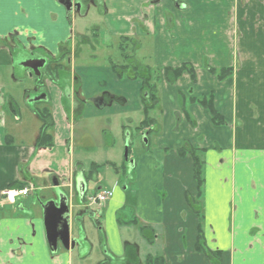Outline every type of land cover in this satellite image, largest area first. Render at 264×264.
<instances>
[{"label": "crops", "instance_id": "crops-1", "mask_svg": "<svg viewBox=\"0 0 264 264\" xmlns=\"http://www.w3.org/2000/svg\"><path fill=\"white\" fill-rule=\"evenodd\" d=\"M86 1L99 8L91 32L87 26L78 29L76 14L70 19L58 0H0V264H83L96 246L103 250L97 264H264V0ZM92 36L108 48L116 45L118 59L78 54L79 41L87 46ZM122 46L130 57L122 56ZM33 49L54 58L66 53L61 62L67 59L81 82L75 94L72 79L66 89L46 79L51 147L36 146L42 121L36 127L24 123L17 96L6 87L14 77L15 54ZM128 60L161 70L152 116L155 147L135 161L132 219L122 217L128 196L118 183L98 187L113 194L100 207L106 222L94 240L85 223L93 212L80 199L76 181H87L92 163H101L80 159L76 148H106L105 117L143 112L142 82L120 79L112 70L115 62ZM183 63L195 68L196 80L184 72L176 83L167 82L162 70ZM209 68L233 73L220 79ZM106 90L120 102L98 100ZM204 96L213 98L223 124L194 102ZM78 101L95 134L85 127L77 137ZM184 144L203 153L200 213L186 199L187 193L196 194L197 182L192 157L178 153ZM28 183L37 190L15 203L3 199L4 189ZM55 192L69 195L71 236L81 238L80 248L59 246L56 253L49 248L40 202ZM75 197L82 205L73 203ZM200 229L207 252L197 249Z\"/></svg>", "mask_w": 264, "mask_h": 264}, {"label": "rangeland", "instance_id": "rangeland-1", "mask_svg": "<svg viewBox=\"0 0 264 264\" xmlns=\"http://www.w3.org/2000/svg\"><path fill=\"white\" fill-rule=\"evenodd\" d=\"M99 8L96 4H92L89 9L87 8V14L82 17V15H76V27L78 29L87 26L88 30H90V26L94 24V21L98 19ZM84 15V14H83ZM97 16V17H96ZM93 29V27L91 28ZM91 32V30H90ZM89 45L84 46V43L79 41L78 44V54L82 51V57H90V55H94L96 53V59L98 61H102L104 57L111 56L114 60L118 59L119 51L117 46H110L108 48L105 45H102V40L96 36H92ZM113 41V40H112ZM112 43V42H111ZM41 49H36L37 54H41ZM134 55V53L132 52ZM16 65L14 72L12 74L14 77L12 80H9L7 84V90H10L14 94H16L19 104L22 108V112L24 115V123L28 126L36 127L41 123V120H38L37 117H34L32 113V108H43L48 105L45 101H35V102H27L26 98L29 94L31 97L36 96V92L34 88L36 87L37 81L35 76H30L26 69L22 66L23 58L29 56V53L23 51L21 55L15 54ZM65 65L68 67L66 71L61 70V81L62 85H67L70 81L68 79L65 80V77L70 75V64L68 60L64 61ZM82 60L77 58V65L81 64ZM97 70L91 69L90 72L94 73ZM135 70L129 68L124 72V77H133ZM144 73L143 71L141 72ZM141 75L137 78H139ZM105 78L103 77V80ZM103 86V81L100 82ZM60 84V85H61ZM155 109H151L149 115L154 116ZM144 118V113L139 112H130L126 113H112L105 117L104 123L110 126L109 128V137L110 140L108 144H106V148H100V144H90L91 147L85 148L83 146H78L76 148V156L80 159L85 160L86 162H92L93 160L100 161L101 165L98 168L99 177L94 179L93 177H89L88 183V195L86 199H89V195H94L98 191V187L101 186L103 188L109 187L113 188L114 183H118V187L122 190V192L126 193L128 196V201L126 204V208L122 211V217H127V215L133 217L134 206L136 204L137 195L134 192V185L137 186V182L135 181L134 175L136 174L134 170L135 164L134 162L140 158L142 155H150L155 147L154 143V134L150 132L147 137L143 134V131L137 129L140 120ZM107 119V120H106ZM123 125H125L123 132ZM94 126V122L91 119H86L82 114L77 115L76 121L74 123V128L76 135L78 137V133H81L83 129L86 127L94 133V130L91 127ZM113 134V135H112ZM116 136L117 144L113 143V137ZM147 138V140H145ZM126 146H128V158L125 157ZM108 160L114 161L117 167L116 169L114 165L109 164ZM106 161V162H103ZM133 162V163H131ZM117 170V171H116ZM133 171V172H132ZM136 182V183H135ZM45 192V191H44ZM44 192L43 195L45 194ZM47 192V191H46ZM87 199L86 204H89L90 210L93 212V218L90 217V222L87 220L85 223L88 224L89 235L93 237L94 240L99 238L100 226L101 224L106 222V215L102 216L101 213V205L97 203H91ZM30 204L33 198L28 199ZM73 203L75 205L81 204L77 197L74 198ZM82 205V204H81ZM79 206V205H78ZM76 215V214H75ZM76 235V234H75ZM97 249V250H96ZM95 251L92 256L83 261V264H97L103 258V250L101 247L96 246Z\"/></svg>", "mask_w": 264, "mask_h": 264}, {"label": "trees", "instance_id": "trees-1", "mask_svg": "<svg viewBox=\"0 0 264 264\" xmlns=\"http://www.w3.org/2000/svg\"><path fill=\"white\" fill-rule=\"evenodd\" d=\"M121 48V53L124 58H127L130 55L126 52L124 47ZM66 53H62L59 57H56L55 59H51L52 62H61L62 59L65 57ZM130 60V58H129ZM128 60V62H129ZM64 65L61 63L55 65V70L62 69ZM117 67L121 68L122 70H117ZM128 67V64L124 65H119L116 66L113 64V68L115 72L118 74L120 78H125L124 77V72L126 71V68ZM68 68V67H67ZM209 71L213 74H216L220 79H223L230 74L233 73V68H224V69H214V68H209ZM165 77L168 82L170 83H175L184 72H188L191 79L193 81L196 80V70L195 68L189 64V63H183L182 65L178 67H168L165 68ZM138 76H135L134 78H137ZM128 78V77H126ZM55 79V78H53ZM65 85V84H64ZM76 89H80L79 82L76 81ZM79 92V90H78ZM64 93H66L64 91ZM86 101V100H84ZM141 101L143 105V112L145 114L144 119L141 121L140 125L138 126L139 130L146 129L153 125L155 123V119L150 117L149 112L152 108L155 107V105L158 103V97H157V84L151 80V77L149 75H146L142 79V88H141ZM194 102H198L202 107L208 109L212 115L213 121L216 124H223L224 119L223 117L218 113L216 108L214 107L213 104V98L204 96L199 99H194ZM80 103L77 107H79L78 111L76 112V117L79 114H82V107H83V102L78 101ZM32 110L36 113L38 118L42 121V126L40 130V135L37 139V144L36 146H48L51 147L54 145V140H53V135L50 132V128L54 126L51 110L48 106H45L43 108H32ZM178 153L180 156H186L189 155L192 157L193 160V174L194 178L197 182V192L195 195H191L189 193L186 194V199L188 204L195 210V212L200 213V210L198 207L201 206L202 204V197H203V186H204V159H203V153L202 149L192 147L189 144H184L179 150ZM99 164L92 163L90 172L88 174V177H93L97 176L98 174V168ZM116 169V167H115ZM23 186V184H21ZM203 238V234L201 232V229L199 231V236H198V243H197V249L200 251H205L207 252V248L205 247L204 243L201 241ZM101 264V263H99Z\"/></svg>", "mask_w": 264, "mask_h": 264}, {"label": "flooded vegetation", "instance_id": "flooded-vegetation-1", "mask_svg": "<svg viewBox=\"0 0 264 264\" xmlns=\"http://www.w3.org/2000/svg\"><path fill=\"white\" fill-rule=\"evenodd\" d=\"M72 2H73V4H72V9L71 10H67L66 8H65V6H64V8L66 9V12H68V16H69V18L71 19V14H79V15H82V14H85L86 13V10H87V8L89 7V4H88V2L86 1V0H72ZM22 45L21 44H19V46L18 47H21ZM25 52H27V53H29V56H27V57H25V58H23V60H22V66L26 69V71H27V73L30 75V76H35V78H36V81H37V84H36V87L34 88V91L36 92L35 94H36V96H34V97H31V94H29L28 96H29V101L30 100H32L33 102H35V101H45V102H47L48 101V99H49V94H48V90H47V86H46V79H50V80H56L58 83H60V81H61V77H60V75H61V70L62 71H66L68 68H67V66L65 65V63H62V62H52V60L51 59H55L54 57H51L50 56V54H48L47 52H45V51H41V52H43V53H41V54H37L36 53V49H33V50H30V51H25ZM22 53H20V55H21ZM19 55V54H18ZM32 58H45L46 59V64H45V66L44 67H42L41 68V76L39 77V76H37L36 74H35V72H34V70L32 69V68H29V67H27V66H25L24 65V63L26 62V61H28V60H30V59H32ZM62 60H64V58L62 59ZM59 63H61L62 65H64L63 66V68L62 69H58V70H55V65L56 64H59ZM126 64H128V67L126 68V70H128L129 68H131V69H133V70H135V73H134V76L133 77H128V78H120L119 76H118V74L115 72V70H114V68H113V64H112V70L114 71V73L120 78V79H130V80H138L137 78L141 75V77L139 78V81L140 82H142V79H143V77L144 76H146V75H149L150 77H151V80H153L156 84H157V82L159 81V79H160V76H161V73H160V71L161 70H154V69H152V68H150L147 64H143V63H140V62H134V61H132V62H128V63H126ZM114 65H116V66H119V65H124V64H120V63H118V62H115L114 63ZM180 65H182V64H180ZM179 65V66H180ZM178 67V66H177ZM117 70H122L121 68H119V67H117ZM164 70H165V68L162 70V74H163V76H164V79L167 81V79H166V77H165V72H164ZM144 72L143 74L141 73V72ZM124 74V73H123ZM135 76H138L137 78H134ZM53 78H55V79H53ZM66 79H68L70 82H71V79H72V83L74 84L73 85V87H74V93L75 94H79L80 93V89H78L79 90V92H78V90L76 89V81H78L79 82V85L81 86V82H80V79H79V77L76 75V74H73L72 73V71H71V69H70V75L68 76V77H65V80ZM178 81V80H177ZM176 81V82H177ZM168 82V81H167ZM175 82V83H176ZM170 83V82H169ZM61 84V83H60ZM170 84H174V83H170ZM62 85V84H61ZM62 87H65V89H66V85H62ZM42 95H44L45 96V98L44 99H38V100H33V99H35V98H37V97H41ZM157 97H158V95H157ZM120 96H118L117 94H115V93H112V92H110V91H103V92H101V94H100V96H98V100H101L103 103L104 102H109L110 100L112 101V100H116L117 102H120ZM157 105V104H156ZM155 105V106H156ZM143 106V105H142ZM76 109H79V107H77L76 106ZM153 109V108H152ZM151 111V110H150ZM144 113V112H143ZM150 113V112H149ZM144 117H145V114H144ZM150 117H152V116H150ZM153 118V117H152ZM144 119V118H143ZM142 119V120H143ZM141 123V122H140ZM140 123H139V125H140ZM138 125V126H139ZM137 129H138V127H137ZM140 131H143V134L147 137V135L150 133V132H155V123L153 124V125H151L150 127H148V128H146V129H143V130H140ZM145 140H147V138H145ZM131 163H133V162H131ZM134 164H135V162H134ZM117 168V167H116ZM97 176H98V174H97ZM97 176H93V178L94 179H97ZM88 179H89V177L87 178V181H88ZM88 184V183H87ZM58 194H59V192H55L54 194H53V196L51 197V198H49V200L50 199H58ZM80 241H81V238H80ZM81 245H82V241H81Z\"/></svg>", "mask_w": 264, "mask_h": 264}, {"label": "water", "instance_id": "water-1", "mask_svg": "<svg viewBox=\"0 0 264 264\" xmlns=\"http://www.w3.org/2000/svg\"><path fill=\"white\" fill-rule=\"evenodd\" d=\"M69 11L72 9V0H58ZM46 64L45 58H32L24 63L32 68L37 76H41V68ZM45 96L37 97L33 100L44 99ZM30 102H33L30 100ZM125 157L128 158V146H126ZM77 191L82 200L87 192V181L84 179L76 181ZM43 209L44 226L46 238L50 250L56 253L59 244L65 249H75L81 247L80 237H72L70 231V198L69 195L60 192L58 199H50L40 202Z\"/></svg>", "mask_w": 264, "mask_h": 264}, {"label": "built area", "instance_id": "built-area-1", "mask_svg": "<svg viewBox=\"0 0 264 264\" xmlns=\"http://www.w3.org/2000/svg\"><path fill=\"white\" fill-rule=\"evenodd\" d=\"M36 189V186L32 183L24 186V187H17V188H6L2 192L3 199L9 203H15L17 199L27 193L34 192ZM112 195V192L110 190H103L99 192L98 194L91 196L89 199L91 202L96 203H103L105 202L110 196Z\"/></svg>", "mask_w": 264, "mask_h": 264}]
</instances>
